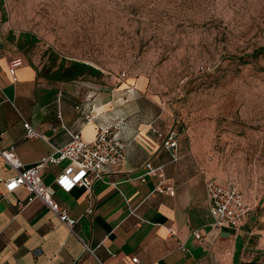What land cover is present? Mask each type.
<instances>
[{
  "label": "crops",
  "instance_id": "crops-1",
  "mask_svg": "<svg viewBox=\"0 0 264 264\" xmlns=\"http://www.w3.org/2000/svg\"><path fill=\"white\" fill-rule=\"evenodd\" d=\"M2 18L0 149L13 146L29 166L65 145L69 132L90 142L102 128L127 146L124 161L107 167L90 192L79 185L65 191L55 184L65 162L45 166L42 181L55 188V199L75 219L71 229L41 199L28 201L24 187L0 195V264H254L247 253V215L238 227L214 226L205 186L218 179L204 170L182 135L178 159L170 162L162 140L150 132L154 124L163 133H178L159 96L144 90V79L116 81L101 73L55 79L25 59L11 68L17 35ZM25 120L43 136L25 137ZM147 161L165 164L174 195L155 191L157 177L138 178ZM13 173L0 156V175Z\"/></svg>",
  "mask_w": 264,
  "mask_h": 264
},
{
  "label": "rangeland",
  "instance_id": "rangeland-1",
  "mask_svg": "<svg viewBox=\"0 0 264 264\" xmlns=\"http://www.w3.org/2000/svg\"><path fill=\"white\" fill-rule=\"evenodd\" d=\"M0 11L15 56L42 74L82 61L144 79L204 170L241 190L247 253L264 264V56H248L264 46V0H2Z\"/></svg>",
  "mask_w": 264,
  "mask_h": 264
},
{
  "label": "built area",
  "instance_id": "built-area-1",
  "mask_svg": "<svg viewBox=\"0 0 264 264\" xmlns=\"http://www.w3.org/2000/svg\"><path fill=\"white\" fill-rule=\"evenodd\" d=\"M22 62L23 60L20 57H14L10 62V66L14 68ZM124 76L125 72H122L121 77ZM57 117L61 118L60 111H57ZM86 117L89 119L90 115L88 114ZM23 127L25 137L43 136L29 121H23ZM60 127L65 128L62 123H60ZM50 128L55 131L57 126L51 125ZM150 132L162 140L164 148L170 153L169 161H176L178 159V133H163L154 124L150 126ZM69 135L70 139L65 145L55 147L53 151L41 156L29 166H25L19 159L13 146L0 149V156L5 164L14 171L8 177L0 175V183L4 189L0 192V195L4 197L17 188L24 187L29 192L28 201L34 198L41 199L51 212L71 229L75 219L69 216L66 209L55 199V188L51 184H45L42 181L43 169L47 164L65 162V165L54 179L55 184L65 191L79 185L90 192L93 183L102 179L104 170L107 167H117L124 161L127 143L117 138L108 128L100 129L96 137L90 142L85 141L78 132H69ZM164 166V163L155 165L147 161L144 163L143 171L138 178L144 182L147 177H157L159 181L155 191L174 195L175 185L166 181ZM205 187L210 201L213 225L217 227H238L249 211L241 190L234 184L220 180H209L206 182ZM89 212H91V209H89ZM192 234L197 239L201 236L198 230H194ZM85 249L93 252L86 245ZM132 260L136 262L137 258L133 257Z\"/></svg>",
  "mask_w": 264,
  "mask_h": 264
},
{
  "label": "trees",
  "instance_id": "trees-1",
  "mask_svg": "<svg viewBox=\"0 0 264 264\" xmlns=\"http://www.w3.org/2000/svg\"><path fill=\"white\" fill-rule=\"evenodd\" d=\"M251 57H258L264 56V46L257 47L251 51L248 55ZM83 73H92L97 74L100 73L96 68L93 66L82 62V61H71L68 65H60L56 68L52 74H49L51 78L55 79H72L76 78L78 75Z\"/></svg>",
  "mask_w": 264,
  "mask_h": 264
}]
</instances>
